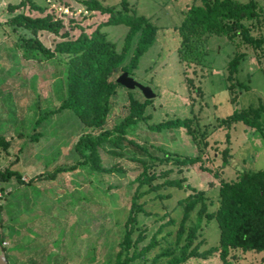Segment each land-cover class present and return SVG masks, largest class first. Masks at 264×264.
Segmentation results:
<instances>
[{"label": "rangeland", "instance_id": "rangeland-1", "mask_svg": "<svg viewBox=\"0 0 264 264\" xmlns=\"http://www.w3.org/2000/svg\"><path fill=\"white\" fill-rule=\"evenodd\" d=\"M19 1L0 0V132L10 128L14 119L13 129L21 132V137L15 138L7 149L0 147V170L11 167L20 172L26 182L40 172L75 163L78 156L73 144L84 132V126L71 110L65 109L43 121L37 128L42 132L37 141L27 140V134L32 133L34 119L57 108L61 102L65 95V74L60 63L47 61L25 47V40L34 34L21 28L14 30L6 23L11 15L7 6ZM32 1L46 7L47 11L53 10L58 17L63 16L65 23L68 17H74L87 32L108 18L107 14L98 11L87 12L76 0ZM99 1L115 10H123L121 3L125 1L129 12L148 17L156 27L154 38L130 74L155 93L145 111L150 114V119L130 126L128 137L148 147L158 157L164 153H173L180 158L201 155L200 162L180 168L171 159L160 161L155 158L149 162L152 164L149 172L155 174L152 184L161 185L157 192L164 197H159L154 191L148 192L147 184L141 187L143 193L137 202L144 212L136 216L131 239L134 241L141 235L143 238L129 251L144 247L154 237L157 244L146 254V264H162L164 259L154 263L152 258L167 247L177 251L183 242V239L178 242L176 235L182 217L179 199L192 193L194 188L204 193L207 203H212L207 204L208 210H215L221 176L234 178L238 174L237 169H264V137L241 122L227 129L219 120L250 103L258 104L259 99L264 101V76L260 70L264 62L258 63L256 55L250 52L235 75V82L247 84L249 90L239 85L229 90L226 88L229 83L226 81V64L237 48L225 36H208L202 45L207 51L205 59L194 69L186 67L178 58V26L185 10L192 4L199 5L202 0ZM254 1L264 9V0ZM21 10L25 14L37 15L28 6ZM102 29L120 50L128 28L119 24ZM69 31L73 37L79 33L78 28ZM37 37L49 48L61 39L46 31L38 32ZM136 38L137 35L133 37L131 49ZM129 56L130 52L127 60ZM186 77L193 79V86H188ZM61 86L64 88L62 92L59 90ZM197 86L199 90H196ZM129 95L144 99L139 89L119 86L112 98L107 128L125 116ZM192 117L195 130L198 126L201 131L209 133L199 148L183 128L158 133L148 128V125L158 122ZM261 120L264 125V114ZM196 134L199 137L198 132ZM124 147L126 152L121 157L100 149L103 165L114 167L107 174L78 167L72 172L59 173L54 180H37L31 186L19 184L15 179L0 182V188L8 192L3 196L4 191L0 190V228L7 233L3 245L6 246L8 264H106L112 259L122 239L123 222L136 189L133 180L142 170L141 164L131 157L151 159L129 145ZM226 147L230 153L227 157L229 165L223 168L220 177L214 176ZM180 178L185 179L180 188L164 183ZM194 221L195 210L186 221L185 231ZM198 242L200 251L218 245L219 228L215 220H202L194 240V243ZM260 253L248 251L245 254L236 252V255H240L239 264H260L264 257V253ZM184 264L222 262L216 252L206 258L191 257Z\"/></svg>", "mask_w": 264, "mask_h": 264}, {"label": "trees", "instance_id": "trees-1", "mask_svg": "<svg viewBox=\"0 0 264 264\" xmlns=\"http://www.w3.org/2000/svg\"><path fill=\"white\" fill-rule=\"evenodd\" d=\"M76 2L82 4L87 12L98 11L107 14L108 18L99 23L92 31L87 32L72 16L68 17V22L65 23L64 17H58L53 10L47 11L46 7L32 0H20L16 4L7 6L11 15L6 23L14 30L21 28L34 34L33 37L25 40V47L39 53L47 61L54 60L56 63H60L64 70L62 73L65 74V95L61 102L57 108L40 114L34 119L32 133L27 134V140L37 141L42 136V132L37 128L49 115H55L65 109L71 110L84 126V132L77 137L73 144L78 160L70 165L56 166L50 172H40L26 182L23 181L20 172L6 167L0 170V182L6 183L15 179L19 184L31 186L37 180H54L59 173L72 172L78 167L107 174L112 172L114 167L103 165L100 149H105L117 157L125 155V145L146 153L151 159L131 157L141 164L142 170L133 180L136 183V189L131 196L129 210L123 222L122 239L118 243V248L112 259L106 263L146 264V254L157 244L154 237L147 245L138 250H133L130 253L129 249L143 238L141 235L134 241L131 239L136 216L139 212H144L142 205L137 202V198L143 193L140 191L141 187L144 184L149 185L148 192H157L161 187L160 184H152L155 174H150L149 167L152 164L150 165L149 162L155 158L160 161L171 159L180 168V166H189L200 162L201 155L180 158L174 156L173 153H164L162 157H158L148 147L140 145L136 140L128 137L130 126L150 119V114L145 113L151 103L150 99L138 100L129 95L128 111L125 116L110 128L106 127L111 113L112 98L116 94L117 88L122 86L115 79L121 72L127 71L130 75L137 68L141 56L154 38L156 27L148 17L129 12L125 1L121 3L124 6L123 10H115L113 6L105 5L99 0H76ZM26 6L36 11L37 15L25 14L21 9ZM119 24L128 28L120 50L102 29L104 26ZM66 26H69L68 29ZM73 28L79 29V33L75 37L70 35L69 31ZM40 31L49 32L61 39L55 42L53 48H49L37 37V33ZM178 34L180 37L177 50L178 58L186 67L193 69L196 65H202L205 59L207 51L202 45L207 41L208 36L223 35L229 42L236 45L234 47L237 50L226 64V81L229 82L226 88L229 90H233L236 85L249 90L247 84L240 81L235 82V75L239 70L240 63L250 52L256 55L258 63L264 62V9L254 0L246 2L202 0L199 5L192 4L184 12L178 26ZM136 35L135 45L131 49L133 37ZM129 52L130 56L127 60ZM261 66L260 70L264 76V64ZM56 77L60 78L61 76ZM186 83L189 87L194 85L193 79L189 77H186ZM62 86L60 91L64 90ZM196 90H199V86ZM262 114H264V101L259 99L258 104L250 103L232 111L223 118H219V120L220 124L227 129L232 124L241 122L264 137ZM193 123V117L177 118L148 125V128L157 133L173 128H183L199 148L204 144L203 141H205L208 131H201L198 126L195 130ZM197 132L200 139L197 137ZM12 139L10 129L0 132V147L4 150L7 149ZM226 141H229L228 133H226ZM229 155V149L226 147L221 154V165L213 172L214 176L220 177L223 168L229 165L227 162ZM204 169H208V167H204ZM237 171L238 174L234 178L225 179L221 176L218 188V205L215 210H208L207 204L211 205L212 203L210 201L207 203L204 193L194 188L191 189L192 193L178 200L182 206V217L176 235L177 241L180 242L183 239V242L177 251L171 247L163 249L152 258V262L164 259L162 264H184L191 257L206 258L217 252L222 264H239L240 255H236V252L242 254L248 251L264 253V169H237ZM184 180L183 178L171 179L164 183L166 186L180 188L183 187ZM1 190L4 191L2 188ZM7 193V191L4 192L3 196ZM156 194L159 197H164L158 192ZM194 210L195 221L185 231L186 221L191 211ZM203 219L206 222L210 220L217 222L219 242L215 247L200 251L199 242L194 243V240ZM6 237L7 233L0 228V246L7 259L6 246L3 245ZM260 261V264H263L264 257Z\"/></svg>", "mask_w": 264, "mask_h": 264}, {"label": "water", "instance_id": "water-1", "mask_svg": "<svg viewBox=\"0 0 264 264\" xmlns=\"http://www.w3.org/2000/svg\"><path fill=\"white\" fill-rule=\"evenodd\" d=\"M115 81L129 90L135 88L139 89L144 95L145 99H152L153 97H155V93L152 91L151 87L139 83L131 75H129L127 71L121 72L116 77ZM0 264H8L5 253L1 246H0Z\"/></svg>", "mask_w": 264, "mask_h": 264}, {"label": "crops", "instance_id": "crops-1", "mask_svg": "<svg viewBox=\"0 0 264 264\" xmlns=\"http://www.w3.org/2000/svg\"><path fill=\"white\" fill-rule=\"evenodd\" d=\"M15 125V119H14V122H13V124H10V128H8V129H10L11 130V134H12V136H13V139H12V141L15 139V138H19L20 137V135H21V133H20V135H18V133L17 132H15V129H13V126ZM21 150V149H20Z\"/></svg>", "mask_w": 264, "mask_h": 264}, {"label": "built area", "instance_id": "built-area-1", "mask_svg": "<svg viewBox=\"0 0 264 264\" xmlns=\"http://www.w3.org/2000/svg\"><path fill=\"white\" fill-rule=\"evenodd\" d=\"M66 10V9H65ZM0 190H1V188H0ZM4 192H6V191H4ZM0 196H1V191H0ZM4 243V242H3Z\"/></svg>", "mask_w": 264, "mask_h": 264}]
</instances>
